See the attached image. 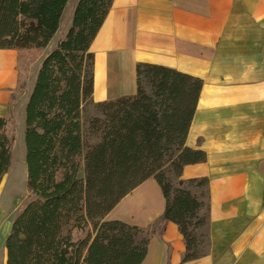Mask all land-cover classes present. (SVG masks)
Returning a JSON list of instances; mask_svg holds the SVG:
<instances>
[{
    "label": "trees",
    "instance_id": "obj_1",
    "mask_svg": "<svg viewBox=\"0 0 264 264\" xmlns=\"http://www.w3.org/2000/svg\"><path fill=\"white\" fill-rule=\"evenodd\" d=\"M68 1L0 0V50L45 49ZM112 2L79 0L69 29L37 72L23 116L28 202L11 223L6 264H141L150 239L169 222L183 238L180 264L205 254L199 248L206 244L201 213L208 181L179 180L185 166L206 159L185 146L202 81L138 64L135 95L93 103L89 50ZM12 100L0 117V183L12 162ZM87 103L97 116L83 118ZM150 178L165 200L160 221L139 228L103 220Z\"/></svg>",
    "mask_w": 264,
    "mask_h": 264
},
{
    "label": "crops",
    "instance_id": "obj_2",
    "mask_svg": "<svg viewBox=\"0 0 264 264\" xmlns=\"http://www.w3.org/2000/svg\"><path fill=\"white\" fill-rule=\"evenodd\" d=\"M89 51L93 103L135 95L138 64L202 81L185 146L206 159L185 166L179 180L208 181L206 251L185 264H264V0H113ZM16 65V51L0 50V117L17 87ZM164 209L150 178L103 220L150 228ZM184 251L169 222L150 239L141 264H180Z\"/></svg>",
    "mask_w": 264,
    "mask_h": 264
},
{
    "label": "rangeland",
    "instance_id": "obj_3",
    "mask_svg": "<svg viewBox=\"0 0 264 264\" xmlns=\"http://www.w3.org/2000/svg\"><path fill=\"white\" fill-rule=\"evenodd\" d=\"M79 0H69L60 19L58 31L49 45L45 48L48 51L55 48L58 40L66 34L72 21L73 11ZM45 49L39 51H23L18 54L17 63L20 68V86L18 87L17 65L15 67L17 73V87L13 90L11 97L12 105L10 109L9 131L13 136L12 144V162L8 173L3 177L0 183V238L11 225L21 208L28 202V193L26 190V166H25V145H24V108L33 88L37 71L40 68ZM18 70V71H19ZM2 86V85H0ZM142 86L149 93V86L142 81ZM97 111L92 103H87L83 107V118L97 116ZM93 141V140H92ZM94 142V141H93ZM203 192L199 189L195 190V194L199 195ZM205 213H202L204 216ZM202 234L205 235L204 228ZM206 251V244L199 248V253ZM4 260V247H0V263Z\"/></svg>",
    "mask_w": 264,
    "mask_h": 264
}]
</instances>
